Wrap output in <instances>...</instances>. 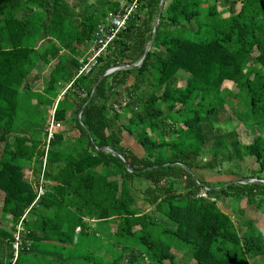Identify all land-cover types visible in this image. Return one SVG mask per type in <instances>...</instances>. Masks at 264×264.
I'll return each mask as SVG.
<instances>
[{
	"label": "trees",
	"instance_id": "16d2710c",
	"mask_svg": "<svg viewBox=\"0 0 264 264\" xmlns=\"http://www.w3.org/2000/svg\"><path fill=\"white\" fill-rule=\"evenodd\" d=\"M71 1L0 0V214L13 229L11 249L24 215L26 231L24 249L15 261L12 249L6 264H20L29 251L60 261L88 234L89 221L116 224L113 249L94 264H145L144 257L148 264H264V231L224 211L228 200L262 206L264 185L194 177H235L230 167L250 163L251 176L236 178L264 180V0H164L140 68L98 84L108 69L141 60L160 0H140L98 66L79 77L77 59L97 20L77 10L84 2ZM40 64L49 72L37 90L28 81ZM52 117L75 137L72 148H62L63 133L55 135L43 169ZM219 121L243 127L248 141L223 132ZM125 132L141 153L124 146ZM29 173L47 182L39 199ZM138 191L147 211L138 207ZM175 241L189 247L179 261L172 250L184 248Z\"/></svg>",
	"mask_w": 264,
	"mask_h": 264
},
{
	"label": "rangeland",
	"instance_id": "374dc122",
	"mask_svg": "<svg viewBox=\"0 0 264 264\" xmlns=\"http://www.w3.org/2000/svg\"><path fill=\"white\" fill-rule=\"evenodd\" d=\"M220 10V8H219ZM41 69H36L33 71L31 77L29 78V83L33 84V86L36 87L38 90L40 86L41 80L46 79L48 76L49 72V67L47 66H41ZM179 82L178 86L183 85L182 80V74L179 76ZM35 84V85H34ZM151 90H147L146 92H150ZM72 113V112H71ZM228 115L226 113L221 114V119L222 117H227ZM219 126L221 127L222 131L225 133L232 132V131H237L239 133V138L242 140L243 143L247 142L249 137H248V132H246L243 127L241 126H236L233 123H225V121H219ZM61 131H64L63 128L58 132L60 133ZM132 150L137 152L138 154L141 153L136 147H131ZM255 166V165H254ZM253 164H248L246 168L242 165L237 166L234 165L233 167H230L229 164H225L222 166L223 169L231 168V170L235 173L237 176H251L250 172L248 171V167L255 168ZM194 176L196 179L201 180L203 182L211 183V184H216L219 182H227V181H233L234 178L230 176H223L220 172H211V171H195ZM235 176V177H237ZM264 176V175H263ZM40 175L37 176L38 180ZM239 178V177H238ZM264 181V180H262ZM36 183V181H34ZM37 185V184H36ZM38 189V186H36V190ZM138 197V207L142 210H146L149 208L145 203H142L141 201V196L142 194L138 191L137 195ZM262 206H259L257 208H250L249 206L244 205V200L243 202L236 203L233 202L232 200H228V203L224 206V211L229 214L230 218L236 222H243V217L248 218L250 221L253 222L257 228L260 230L264 231V199L262 200ZM1 217V214H0ZM165 222V221H164ZM89 224V232L88 234H84L82 236L77 237L78 239V245L75 244L73 245L74 247H69L65 253L62 254V259L58 262H52L49 257H47V260H44L42 256H40V253L32 255L29 253H22L20 255V264H90L86 263L83 260L84 256H88V260L91 263L99 262L106 260L104 256V252L106 249H113L110 248V243H113L114 241L112 240V237H114L113 234L116 233V224H105V223H96V222H88ZM4 226V225H3ZM2 226V227H3ZM12 228V227H11ZM97 230V236L95 237L92 231ZM112 235V236H111ZM77 245V246H76ZM174 245L178 247L184 248L183 251L177 250L173 248V253L176 256L177 260H181L182 257L185 256V250L189 249V247L179 241H175ZM174 246V247H175ZM117 252V249L114 248L112 250V253ZM58 259V258H57ZM65 260V261H64ZM144 263L148 264V259L144 257ZM135 264H143L141 259H138V261ZM164 264H169L168 262H164Z\"/></svg>",
	"mask_w": 264,
	"mask_h": 264
},
{
	"label": "built area",
	"instance_id": "2783aa9c",
	"mask_svg": "<svg viewBox=\"0 0 264 264\" xmlns=\"http://www.w3.org/2000/svg\"><path fill=\"white\" fill-rule=\"evenodd\" d=\"M140 0H121L119 7L115 12H108L104 23L97 25L93 32L92 38L89 42V48L86 56L78 60L79 68L76 77L85 76L90 74L99 64L100 59L105 55L107 49L116 40L121 31H123L129 20L133 17L134 13L139 7ZM70 85H68L63 92H65ZM115 109L117 106L114 107ZM60 128V124L53 120H50L49 127L46 131L47 141L44 147L45 156L47 153L48 145L56 134V131ZM46 157L43 159L42 168L45 167ZM43 175H40L38 179L37 199L44 194V182ZM205 197V195H201ZM23 218L19 221L16 226L14 243L12 244L13 249V261L16 260L20 251L23 248V237L26 234L23 224ZM29 249V244L25 246V250Z\"/></svg>",
	"mask_w": 264,
	"mask_h": 264
},
{
	"label": "crops",
	"instance_id": "0c3cea01",
	"mask_svg": "<svg viewBox=\"0 0 264 264\" xmlns=\"http://www.w3.org/2000/svg\"><path fill=\"white\" fill-rule=\"evenodd\" d=\"M68 1H69V3H72L71 0H68ZM77 1L84 2V4H86L85 6H83L84 4L80 5V7H78L77 10H79V9L83 10V13L87 17L90 16L91 18H96V20H97L96 27H97V25L104 23L107 13L111 11V10H109V8L115 7V5L117 6V4L121 0H77ZM88 48H89V43L87 45H85L84 48L82 47V56L80 55L77 60H79L80 58L84 57L87 54ZM41 66H42L41 64L38 65V67L36 68V71L38 69H41L40 68ZM44 81H45V78H44V80H41V82H40L41 84H40V86H38L40 89H41V86H42ZM132 81H133V79L130 78L129 82L132 83ZM34 88H36V87L34 86ZM118 110H119V108L117 107L115 109V111H118ZM51 112L53 113V111H51ZM72 113L70 111L67 114V117L71 118ZM61 128H63L64 131H61L60 133H63V136L65 137L63 142H61V147L62 148H72L73 147L72 139L75 136L70 131L69 126H66L65 124L64 125L61 124L60 128L56 131L55 135L58 134V132L61 130ZM122 141H123L124 146L127 148H130L129 145L131 147H138V145L135 143V141L126 132L122 134ZM45 165H46V161H45ZM29 177H30L32 182H34L37 179V177H34L32 173H29ZM43 182H44V180H43ZM227 182H231V181H227ZM227 182H225V183H227ZM36 183H38V180H36ZM46 184H47V182H46ZM46 184L44 182V194L41 197H43L46 193ZM238 185H241V184H238ZM35 192L37 193V190H35ZM201 195H205V197H203ZM198 197L207 198V195H206V193L201 192L200 195H198ZM88 221L89 220H87V222ZM24 229H25V227H24ZM12 233H13V229L11 228L10 222L9 221H2L1 217H0V264H6L9 261V256L11 254L12 249H11V243L9 242V240L6 237H7V234L12 236ZM29 252H30L29 254H32V255L38 254V252H36V251H29ZM40 256H41V254H40Z\"/></svg>",
	"mask_w": 264,
	"mask_h": 264
},
{
	"label": "water",
	"instance_id": "95a60500",
	"mask_svg": "<svg viewBox=\"0 0 264 264\" xmlns=\"http://www.w3.org/2000/svg\"><path fill=\"white\" fill-rule=\"evenodd\" d=\"M163 7H164V0H160V4H159V7H158V11H157V15H156V18H155V21H154V25H153V30H152V35H151V39L150 41L148 42L146 48H145V51H144V54L141 58V60L135 64V65H118V66H115V67H112L110 69H108L107 71H105L99 78H98V81H97V84L98 82L105 76H108L116 71H119V70H137L138 68H140V66L143 64L145 58L147 57L148 55V52L150 51V48L153 44V41H154V38H155V35H156V32H157V28H158V23H159V19H160V16H161V13H162V10H163ZM96 84V85H97ZM96 86L94 87L93 91L95 90ZM82 111H80L81 113ZM80 115V114H79ZM88 136L91 138L90 136V133L87 132ZM91 143L93 145V142L91 140ZM102 151H105L107 153H111L114 157L120 159L121 161H123L125 167H128V164L127 162L123 159V157H121L113 148L111 147H104L101 149ZM183 168L192 175V171L188 170V168L186 166H183ZM130 171V170H129ZM201 172H204V171H201ZM195 177V176H194ZM234 180L231 181V182H227V185H231V184H241V185H247V184H258V185H264V181L262 180H258L257 178H251V179H238L236 177H233ZM198 181V180H197ZM225 186V187H226Z\"/></svg>",
	"mask_w": 264,
	"mask_h": 264
}]
</instances>
